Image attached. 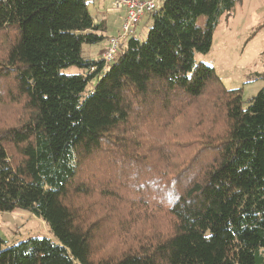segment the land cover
I'll return each mask as SVG.
<instances>
[{
	"label": "trees",
	"instance_id": "1",
	"mask_svg": "<svg viewBox=\"0 0 264 264\" xmlns=\"http://www.w3.org/2000/svg\"><path fill=\"white\" fill-rule=\"evenodd\" d=\"M238 1L162 0L146 15L145 40L136 28L105 63L83 56L108 40L88 0H0V104L21 109L0 129V213L29 211L52 236L10 245L0 237V264H264V88L243 107L241 89L227 90L196 60ZM68 67L79 73L64 75ZM196 102L208 130L182 147L187 160L143 141L137 120ZM123 167L146 172L167 230L141 231L128 250L97 258L100 227L81 199L94 174L111 181L110 168ZM127 202L113 209L138 221Z\"/></svg>",
	"mask_w": 264,
	"mask_h": 264
},
{
	"label": "rangeland",
	"instance_id": "2",
	"mask_svg": "<svg viewBox=\"0 0 264 264\" xmlns=\"http://www.w3.org/2000/svg\"><path fill=\"white\" fill-rule=\"evenodd\" d=\"M88 1L90 15L106 23V37H116L121 24L119 18L123 16L124 11L115 10L111 0H108L100 6V12H98L94 8L97 0ZM204 23L205 18L200 17L197 24L203 27ZM151 24L152 17L150 16L141 20L135 33L139 41L145 40ZM105 46L106 41L98 46H84L83 56L97 61L101 59ZM196 60L213 67L227 90L241 89L242 104L246 107V102L264 88V0H239L232 15L222 18L217 25L208 54H197ZM62 73L76 75L79 71L74 67H68L63 69ZM203 104L196 102L188 108L181 109L180 112L163 116H158V112H154L145 122L143 119L137 120L138 126H144L143 141L153 140L156 144H166L168 154L176 157L175 163L179 165L184 162L187 158L183 156L182 147L185 148L193 141H196L197 145L200 144L201 138L198 132L208 130V125L202 118L203 113H206ZM20 113V107L15 108V104L5 99L4 103L0 104V129L1 126L14 125L20 119ZM199 123H203L202 128L197 127ZM152 144L148 146L153 147ZM195 147L197 146H194L193 151H196ZM149 156L153 161L157 158L151 153ZM157 162L161 163L160 160ZM92 171L96 174L100 173L97 168ZM110 172L115 173L111 181L108 174L104 177L94 174L96 180L88 183L93 191L81 199V203L90 211L88 215L90 222L100 227L94 244V254L97 258L116 257L128 250L141 235V231L146 236L149 233L167 230V227L164 230L166 219L157 209V200L160 199H153L155 198V187L151 186L150 180L145 182L148 177L146 172L137 171L134 167L110 168ZM141 180L144 181L140 182ZM107 189L114 191L115 197L111 198L107 193H103ZM129 200L133 203L135 208L133 215L138 217V221L133 219L131 214L127 217V213H123L124 208L121 211H117V207L113 209L115 206L124 204L128 206L127 201ZM142 204L147 208L148 214L140 211L143 208ZM0 237L6 245L20 239H52L44 222L29 211L23 210L0 213Z\"/></svg>",
	"mask_w": 264,
	"mask_h": 264
},
{
	"label": "built area",
	"instance_id": "3",
	"mask_svg": "<svg viewBox=\"0 0 264 264\" xmlns=\"http://www.w3.org/2000/svg\"><path fill=\"white\" fill-rule=\"evenodd\" d=\"M115 10H123L125 15L122 20L119 34L107 40L102 58L105 63H111L119 50L120 43L134 35L141 20L148 14L160 9L162 0H111Z\"/></svg>",
	"mask_w": 264,
	"mask_h": 264
},
{
	"label": "crops",
	"instance_id": "4",
	"mask_svg": "<svg viewBox=\"0 0 264 264\" xmlns=\"http://www.w3.org/2000/svg\"><path fill=\"white\" fill-rule=\"evenodd\" d=\"M105 1H108V0H103V1H101V0H97V3H96V5L94 6V8H96L97 9V11L98 12H100V6H103V3H105ZM97 4L99 5V6H97ZM104 10V9H103ZM124 15H125V13L123 14V16L121 17V18H119V21H120V23H122V19L124 18ZM146 18V17H145ZM145 18H143V20L145 19ZM97 20V19H96ZM97 21H99V20H97ZM103 22H105L104 20H102ZM106 24V23H105ZM121 25V24H120ZM120 25H119V27H120ZM107 27V26H106ZM139 27V26H138ZM138 27H137V30H138ZM136 30V31H137Z\"/></svg>",
	"mask_w": 264,
	"mask_h": 264
}]
</instances>
